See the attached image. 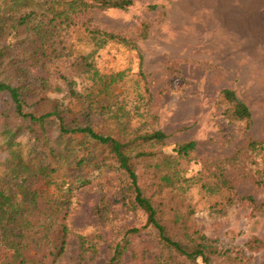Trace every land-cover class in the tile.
Instances as JSON below:
<instances>
[{"label":"rangeland","instance_id":"374dc122","mask_svg":"<svg viewBox=\"0 0 264 264\" xmlns=\"http://www.w3.org/2000/svg\"><path fill=\"white\" fill-rule=\"evenodd\" d=\"M131 1L126 11L91 12L88 18L89 30L114 33L135 49L118 41L96 48L91 35L79 27L60 32L55 51L49 48L44 60L28 63L33 75L42 71L46 77L40 96L57 101L69 117H80L82 108L70 90L84 95L89 89L92 74L85 73V61L103 76L123 73L107 93L99 94L101 104L122 111L118 117L97 118L96 130L119 139L162 131L167 136L161 148L165 154L194 141L189 160H179L177 166L179 180L193 178L192 184L158 192L143 162L135 167L138 186L164 207L168 219L178 215L186 228L216 241L221 252L235 258L233 264H260L264 153H252L247 141L264 143V0ZM144 26L146 38L141 37ZM18 30L19 24L8 29L6 45L13 46ZM222 89L232 90L248 107V130L223 117ZM90 152L101 164L98 168L90 163L69 174L63 170L48 190L60 197L66 195L64 183L73 185L68 204L61 208L68 234L56 264H106L122 238L129 245L120 264H152L160 253L155 231L145 226L141 211L123 205V179L108 150L98 146ZM248 196L254 205L245 200ZM133 229L138 233H130ZM9 256L0 244V264ZM42 256L48 263L45 249L36 257ZM220 261L214 264H228Z\"/></svg>","mask_w":264,"mask_h":264},{"label":"trees","instance_id":"16d2710c","mask_svg":"<svg viewBox=\"0 0 264 264\" xmlns=\"http://www.w3.org/2000/svg\"><path fill=\"white\" fill-rule=\"evenodd\" d=\"M132 6L131 0H0V244L10 253L1 264L57 263L64 253L68 234L63 223L65 214L60 219L61 208L68 204L66 197L73 191V185L64 183L66 195L60 197L51 194L49 187L63 170L69 174L90 163L98 168L101 164L93 161L90 152L98 146L108 150L123 179L125 193L120 197L123 205L141 211L145 226L155 231L160 253L152 264L198 261L214 264L219 259L233 264L235 258L221 252L216 241L186 228L180 216L168 219L164 207L146 197L137 183L135 167L144 162L158 192L166 187L192 184L193 178L179 180L177 166L179 160H189L196 146L194 141L179 144L172 154H165L161 148L167 136L162 131L151 130L136 133L130 139H119L96 130L100 121L97 118L106 114L118 117L117 112L122 111L120 107L114 111V105L101 104L99 94L107 93L123 73L103 76L85 61V73L92 74L91 84L84 95L70 90L82 114L69 117L57 101L40 96L46 89V77L42 71L33 75L29 69L30 60H44L49 48L55 51L54 39L60 32L75 27L88 32L96 48L108 41H118L135 49L114 33L89 30L92 18H88L91 12L126 11ZM16 24L19 30L13 46L6 45L8 29ZM146 29L144 26L142 38H146ZM48 42L51 45L44 47ZM12 50H17L20 57L16 59ZM98 88V94L94 95ZM146 97L148 100L150 94ZM219 98L224 106L223 117L244 124L248 130L252 124L248 107L229 89H222ZM154 148L158 150L153 151ZM247 148L252 153H264L263 142L248 139ZM245 200L254 205L251 197ZM130 233L137 234L138 229ZM128 245L126 238L116 242L106 264H120ZM44 249L48 263L45 256L36 257ZM260 264H264V259Z\"/></svg>","mask_w":264,"mask_h":264}]
</instances>
